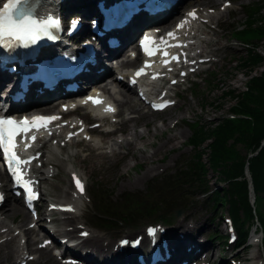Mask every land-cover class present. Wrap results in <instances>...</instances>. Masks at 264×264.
I'll return each mask as SVG.
<instances>
[{"label": "rangeland", "instance_id": "rangeland-1", "mask_svg": "<svg viewBox=\"0 0 264 264\" xmlns=\"http://www.w3.org/2000/svg\"><path fill=\"white\" fill-rule=\"evenodd\" d=\"M210 1L212 6L217 5L218 1L216 0H199L197 4H205L203 2ZM233 4L240 7L239 11H232L230 14L225 15L223 20L225 21L223 34L225 35L222 38L217 39L218 43L213 46V49L217 46L224 47L221 49L220 57L223 58L224 62L220 63L210 69L207 72V78L205 82H201L198 86L193 87L192 94L184 92L185 94L181 95L182 98L179 99L178 105L169 110L164 114H152L145 113L143 110L140 112L127 111L123 117L132 116L131 123L125 131L126 136L130 135L133 132L142 134L144 138L142 140H137L136 149L134 153L130 151L127 156L120 155L119 157L107 158L105 160H95L89 159L86 162H82V158L78 157H69L67 158L66 154L61 156H55L60 160V167L58 169L59 173L57 178L47 183L45 186L46 198L53 197L60 199L64 196V191L69 188L67 171L70 168V165L79 169L81 173L87 178L89 190L92 187H107V190L112 192L113 198L116 199L118 196L124 192H138L145 191L147 182L150 181L146 176V173L151 169V172L156 171L153 169L154 166L163 167L164 173H168L173 169V163L178 161L181 156L188 155L190 153V148L186 146V141L191 134V130L188 128V124L193 122H200L202 125H210L217 122L224 116H228V111L234 101L230 99L218 98L221 95L222 90H233L238 92L244 89V84L249 76L244 72L243 69H238L236 65L238 64L239 57L245 55L246 50L235 42L231 36V27L230 22L234 25L241 24L244 21L243 10L246 4L252 2H260L262 0H229ZM221 2V0H220ZM196 4V3H194ZM264 13V8L262 9ZM262 42L259 47V52L262 51ZM259 69V68H258ZM264 68H260L263 70ZM259 70V71H260ZM255 75V74H254ZM212 77H216L215 88L210 84ZM204 78V76H201ZM183 90V87L180 91ZM124 92V91H123ZM3 91L0 92V95H3ZM202 94H207L206 100L203 101L201 98ZM196 95V96H195ZM134 102V101H133ZM137 102V101H136ZM133 106L135 109H138V105L134 102ZM213 106H219L213 107ZM184 117H188V120H185ZM174 120H178V125L174 128L173 132H170L167 136L166 133L168 130V125ZM146 124V126H144ZM125 128V126H123ZM162 128H166L163 132ZM127 132V133H126ZM172 139L174 141L168 140L169 136H175ZM153 143V145H147L148 142ZM165 142V148H161L162 144ZM207 144V142H205ZM204 144V145H205ZM79 150V149H78ZM78 150L71 148L67 150L70 154L76 153ZM156 154H151L153 152ZM123 153L124 150H121ZM150 156L151 159H148ZM205 163V162H204ZM208 182L215 186H223L222 181L219 180L218 175L213 174L211 171L207 175ZM220 184V185H219ZM222 215H225L226 212L224 207L221 211ZM22 217V211H20ZM171 212L168 216L170 218ZM210 213L208 215H202L199 218V221L206 220L208 222V229L210 232L218 231L223 234L222 225L218 223V219H215L213 222L216 225H211L208 221ZM22 225L25 226L29 222L28 219L21 220ZM143 222L137 221L134 225H137L136 228H133V225L126 226L128 231L137 229ZM218 223V224H217ZM124 231V230H123ZM119 230L115 231L118 233ZM214 247L218 245L214 242ZM253 248L243 250L239 249L235 252H231L230 255L239 254V257L249 258ZM257 252L260 254V257L263 256V251L261 247H257ZM4 249L0 250V262L1 264H12V260H6L4 258ZM219 256H226L225 253L218 251L215 254L214 262L218 261ZM250 261H247L249 264ZM32 264H43L42 261H37Z\"/></svg>", "mask_w": 264, "mask_h": 264}, {"label": "trees", "instance_id": "trees-1", "mask_svg": "<svg viewBox=\"0 0 264 264\" xmlns=\"http://www.w3.org/2000/svg\"><path fill=\"white\" fill-rule=\"evenodd\" d=\"M253 5L241 29L234 27V32L245 38L259 36L262 38L264 37V13L262 12L264 2ZM238 66L250 78L248 91L240 94L233 90H223L221 97L231 101L237 100V107H232L231 111L245 114L250 119L238 118L229 121L222 118L212 129L193 130L190 138V143L197 149H200L207 139H212L208 146L211 168L219 175L222 182L227 183L226 187L215 192L213 201L218 207L220 203H226L229 206L234 223L240 210L246 213L248 218H253L247 197L248 182L244 178V164L237 150L239 145L250 148L252 152L260 148L257 155L249 160L248 172L254 192L264 189V146L261 147L264 140V70L259 72L258 69L264 66V57L257 49H250L246 56L241 58ZM195 159L197 164L201 165L198 152L195 154ZM193 163L187 167L186 171L181 172V178L192 179V175L197 171L195 161Z\"/></svg>", "mask_w": 264, "mask_h": 264}, {"label": "bare ground", "instance_id": "bare-ground-1", "mask_svg": "<svg viewBox=\"0 0 264 264\" xmlns=\"http://www.w3.org/2000/svg\"><path fill=\"white\" fill-rule=\"evenodd\" d=\"M90 2V9L93 13H96V9L93 6V0H88ZM73 13L80 15V10L73 8ZM215 17H212V21H214ZM212 24V23H211ZM212 36L216 37L217 39L224 37L223 33L221 32H217L216 29L212 30ZM203 34V33H200ZM206 35H209L206 34ZM126 47V44L122 41V47L119 51H122L124 48ZM118 59H116L115 61H117ZM129 65L128 62L126 61H120L118 63V67L123 68L125 66ZM103 72L102 75L100 76L101 80H104L102 82H100L99 86H102L104 92L109 93L110 94V90L113 87V85L120 86V82H113L112 87L108 88L107 87V82L109 81V79H105L107 78L108 75H110L111 73V68L107 67V66H102ZM154 88V86L152 87V89ZM126 92H113L114 94L111 95L113 96L114 101L117 103V106L120 108H125L126 110H132V111H137V109L134 108L133 104H132V97H131V93L129 92L130 89L127 88L126 86ZM4 91V90H1ZM0 91V92H1ZM1 99V97H0ZM127 124H130L131 121L130 120H126ZM131 135V139L130 140H124L123 144L127 147H134L136 145V139H142V134L140 133H136L133 132L130 134ZM166 144H164L162 146V148L165 146ZM99 147H96L95 150H99ZM105 157V156H104ZM151 159V156L150 158ZM9 208L7 211L3 212V215H5L6 218H13L15 216V214H17L18 212H20V208L19 206L16 204H11L10 201H8ZM78 201L75 202V205H78ZM28 218V214L24 213V219ZM3 228L6 227H10L9 223H6V225L2 226ZM205 228H206V224L204 222H192L189 221L185 216L182 217L180 220L175 221L172 229H166L165 232H167L166 234H164V236L169 240V242L171 243V246L174 245H180L181 247V251L183 253H185V255L187 257H189V259L191 260H197L200 258V254L203 250L209 249L211 252V249L213 248L212 243H208L206 239L200 240V238L203 236V233L205 232ZM17 229V228H16ZM82 231V230H81ZM79 231V232H81ZM31 231H29L28 229L24 230L25 235H29ZM70 234V233H68ZM67 234V235H68ZM66 236V235H65ZM63 236V237H65ZM106 239L103 237H91L88 238L86 240V242L89 241H95L97 244L90 245V247L95 251V255H97L99 257V261L100 263H104V264H125V262L121 259L120 256L116 255V254H112L109 253V247L108 245H110V243H102L104 242ZM203 241V243L201 242ZM42 240L39 242L41 243ZM28 247V246H27ZM187 249H189L187 251ZM45 252L48 254L47 256V261L49 262H53L54 260V256L50 254V250H48L47 248L44 249ZM93 250H90V253L86 254V256H84V259H86L87 261H89V263H92V261L96 260L97 257L95 255L92 254ZM198 250H200V252H198ZM132 251V250H131ZM13 252L17 253V255L23 257L24 254L20 253L18 248L16 247L15 249H13ZM79 255H81L80 252H78ZM135 254V253H134ZM10 256V257H9ZM238 257V255H236ZM258 253L256 250H253L251 253V259L252 262H250L249 264H259L260 259H258ZM5 257L8 259H13V255H9V253L5 254ZM133 261V259L131 260V262ZM174 262H178L177 260H173L171 261V263ZM219 264H225V260H221L219 262Z\"/></svg>", "mask_w": 264, "mask_h": 264}, {"label": "snow or ice", "instance_id": "snow-or-ice-1", "mask_svg": "<svg viewBox=\"0 0 264 264\" xmlns=\"http://www.w3.org/2000/svg\"><path fill=\"white\" fill-rule=\"evenodd\" d=\"M24 0H9L8 3L4 4L3 8L0 9V41H8L15 39L17 41L25 40H36L41 32L46 31V28L51 21H37L36 19L25 15L19 10V5ZM190 16L195 18V13H189ZM182 27V26H181ZM170 37L175 38L174 33L168 34ZM150 38H145V51L149 55L155 54L149 52L147 43ZM161 43H166L161 39ZM178 46V45H177ZM159 51V49H157ZM168 55L167 52L164 53ZM176 59V57H173ZM167 63V61H165ZM143 72V69L141 70ZM140 74V73H138ZM93 103H99L98 100H93ZM166 106V105H163ZM161 107V106H157ZM108 111H114V109H107ZM58 119L57 117L43 118L37 117L33 121L23 120L15 121L7 118H0V149L3 150V157L8 165V170L12 174L15 182L21 187L25 188L28 193V199H35V193L33 192L30 184L31 182L24 179L26 169L24 166L31 163L32 158L22 159L16 152L17 148V137H21L22 140L30 139L35 141L36 137H28V133L33 129L39 130L40 127H46V123L51 120ZM37 121H45L44 124H37ZM25 147H30V144H26ZM77 187L83 191V186L80 181H76ZM0 199H3L0 196ZM150 234H154V230L150 231ZM87 235V233H82Z\"/></svg>", "mask_w": 264, "mask_h": 264}]
</instances>
